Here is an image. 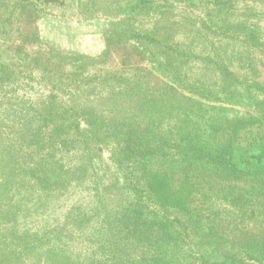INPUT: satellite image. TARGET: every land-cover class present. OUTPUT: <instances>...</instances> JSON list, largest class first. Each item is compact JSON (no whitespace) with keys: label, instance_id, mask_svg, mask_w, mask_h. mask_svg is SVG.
Segmentation results:
<instances>
[{"label":"rangeland","instance_id":"374dc122","mask_svg":"<svg viewBox=\"0 0 264 264\" xmlns=\"http://www.w3.org/2000/svg\"><path fill=\"white\" fill-rule=\"evenodd\" d=\"M28 1L38 10L24 15L25 21L16 26L15 45L49 55L100 57L97 69L88 67L89 74L98 70L119 85L102 112H93L96 116L129 119L139 125L153 122L161 131L174 127L177 119L186 120L195 124L197 135L207 127V120L221 115L210 109L213 105L224 103L226 108L244 111L248 94L260 99L251 84H264V0H96L91 9L88 0ZM230 3L234 11L227 9ZM133 12L140 20L135 24L128 21ZM118 21L136 31L130 35L113 31L109 25ZM233 25L243 29V36L255 31L259 41L242 43L237 31L226 32ZM222 32L227 33L223 38ZM133 34L150 41L135 40ZM167 57L170 62L165 61ZM229 59L234 66L227 65ZM182 72L186 83L181 81ZM205 102L210 104L204 107ZM0 137L5 140L6 134ZM78 141L69 154L52 156L44 149L42 174L65 173L71 183L46 192L37 179L19 174L17 163L7 158V144L0 140V264H59L62 260L78 264L83 257L87 264H137L142 257H151L142 255L148 238L126 242L114 237L113 214L119 216L133 200L120 183L118 157L102 141L89 145ZM161 166L167 163L153 161L151 169L160 171ZM88 175L100 178L98 186L84 179L86 186L75 190L73 181ZM201 229L208 228L202 225ZM196 235L200 238V233ZM108 242L116 251L113 261L103 260L101 250ZM175 250L170 252L180 264L192 261L190 255L185 258V251Z\"/></svg>","mask_w":264,"mask_h":264},{"label":"trees","instance_id":"16d2710c","mask_svg":"<svg viewBox=\"0 0 264 264\" xmlns=\"http://www.w3.org/2000/svg\"><path fill=\"white\" fill-rule=\"evenodd\" d=\"M95 1L88 0V9ZM228 8L235 10L231 3ZM37 10L28 0H0V133L6 134V141L0 140L7 144V158L17 163L19 174L37 179L46 192L63 182L69 187L65 173L43 175L44 149L52 156L69 154L79 139L85 145L102 141L118 157L120 183L133 199L119 216L113 214L114 237L126 242L149 240L142 255L151 257H142L137 264H180L170 252L173 249L185 251V258L190 255L189 264H264V84H251L260 99L248 94L244 111L226 108L224 103L213 105L210 109L221 115L207 120V127L197 135L195 124L186 120L177 119L174 127L161 131L153 122L139 125L129 119L96 116L93 112H102L105 102L119 91V85L110 83L100 71L89 74L88 67L99 66L102 58L49 55L24 51L14 44L18 23ZM135 14L129 23L140 21ZM109 26L128 35L136 31L119 21ZM230 30L239 36L243 29L233 25L226 32ZM219 35L223 38L227 33ZM257 37L255 31L250 32L242 43L252 45L259 41ZM165 61L170 62V57ZM227 65L234 63L229 59ZM183 74L181 81L186 83ZM225 113L235 115L224 118ZM153 161L167 163V167L155 171ZM88 176L91 179L73 181L75 190L86 186L84 179L98 186L100 178ZM202 225L208 229H201ZM107 234L111 236V231ZM101 252L103 260H114L112 244ZM85 259L79 258L78 264H87ZM59 264L69 263L62 260Z\"/></svg>","mask_w":264,"mask_h":264}]
</instances>
